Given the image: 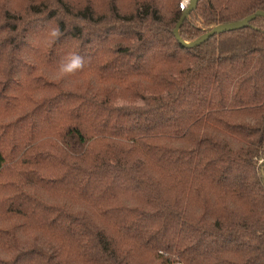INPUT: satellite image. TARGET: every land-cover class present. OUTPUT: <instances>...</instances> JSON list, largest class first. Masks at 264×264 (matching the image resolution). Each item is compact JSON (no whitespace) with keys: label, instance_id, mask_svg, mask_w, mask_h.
<instances>
[{"label":"trees","instance_id":"trees-1","mask_svg":"<svg viewBox=\"0 0 264 264\" xmlns=\"http://www.w3.org/2000/svg\"><path fill=\"white\" fill-rule=\"evenodd\" d=\"M257 11L199 0L178 34ZM182 13L0 0V264H264V18L188 48ZM72 52L85 68L58 81Z\"/></svg>","mask_w":264,"mask_h":264},{"label":"water","instance_id":"water-1","mask_svg":"<svg viewBox=\"0 0 264 264\" xmlns=\"http://www.w3.org/2000/svg\"><path fill=\"white\" fill-rule=\"evenodd\" d=\"M198 1L199 0H189L186 5H183V4L181 5V9H183V13H182L180 19L178 20V22L176 23L175 28H174L175 38L182 45H184L188 48L199 46L200 44L206 42L208 39L212 38L215 35H220L223 33L232 32V31L247 28L249 26V23L257 17H263L264 18V12L257 11L256 13L246 17L245 19H243L239 22L216 26L212 30H210L209 32L203 34L200 38L194 40L193 42L186 43L180 39L178 32H179V29L181 28L183 22L189 16V14L196 9Z\"/></svg>","mask_w":264,"mask_h":264},{"label":"clouds","instance_id":"clouds-1","mask_svg":"<svg viewBox=\"0 0 264 264\" xmlns=\"http://www.w3.org/2000/svg\"><path fill=\"white\" fill-rule=\"evenodd\" d=\"M62 35L59 26H48L44 30V39L48 45L54 44ZM86 65V58L76 52L69 53L59 62L55 69V79L64 82L73 75L82 72Z\"/></svg>","mask_w":264,"mask_h":264},{"label":"rangeland","instance_id":"rangeland-1","mask_svg":"<svg viewBox=\"0 0 264 264\" xmlns=\"http://www.w3.org/2000/svg\"><path fill=\"white\" fill-rule=\"evenodd\" d=\"M186 5L185 0H179V6L181 8V5ZM114 101L118 104H127V103H133L129 99L125 98L122 93L115 92ZM137 104H140V102H137ZM257 164V169L259 172L264 176V145L261 149V152L259 154V157L255 160Z\"/></svg>","mask_w":264,"mask_h":264},{"label":"bare ground","instance_id":"bare-ground-1","mask_svg":"<svg viewBox=\"0 0 264 264\" xmlns=\"http://www.w3.org/2000/svg\"><path fill=\"white\" fill-rule=\"evenodd\" d=\"M189 0H185V3H187Z\"/></svg>","mask_w":264,"mask_h":264}]
</instances>
